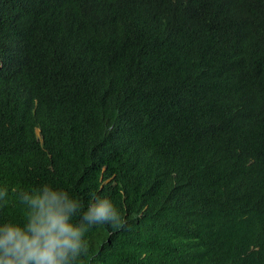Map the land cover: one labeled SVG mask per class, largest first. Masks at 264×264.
I'll return each instance as SVG.
<instances>
[{
	"label": "trees",
	"instance_id": "trees-1",
	"mask_svg": "<svg viewBox=\"0 0 264 264\" xmlns=\"http://www.w3.org/2000/svg\"><path fill=\"white\" fill-rule=\"evenodd\" d=\"M44 183L122 212L83 264H264V0H0V185Z\"/></svg>",
	"mask_w": 264,
	"mask_h": 264
},
{
	"label": "clouds",
	"instance_id": "clouds-1",
	"mask_svg": "<svg viewBox=\"0 0 264 264\" xmlns=\"http://www.w3.org/2000/svg\"><path fill=\"white\" fill-rule=\"evenodd\" d=\"M10 203L23 218H0V264H83L90 230L125 223L111 199L90 192L85 202L48 183L27 191L0 185V209Z\"/></svg>",
	"mask_w": 264,
	"mask_h": 264
}]
</instances>
